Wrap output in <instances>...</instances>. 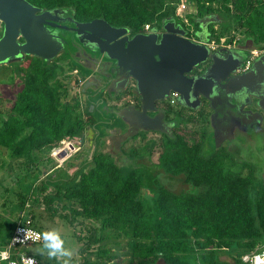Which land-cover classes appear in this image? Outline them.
<instances>
[{"label": "trees", "instance_id": "16d2710c", "mask_svg": "<svg viewBox=\"0 0 264 264\" xmlns=\"http://www.w3.org/2000/svg\"><path fill=\"white\" fill-rule=\"evenodd\" d=\"M194 1L198 16L214 13L213 5H219L251 37L254 48H264V0ZM168 5L167 0H101L98 13L110 24L137 33L174 16L175 7ZM17 70L23 80L6 118L0 117V149L23 160L27 176L38 170L37 153L44 150L51 155L63 140L79 138L98 120L94 111H81L79 100L57 78L55 64L26 57ZM185 129L160 133L157 141L145 145L150 150L143 154V161L135 158V149L125 153L124 148L116 159L101 151L95 140L90 158L60 180L64 187L46 194L47 210L52 209L56 194L74 203L86 219L100 223L101 230L126 238L127 264H241L242 254L264 244V180L254 169L246 175L243 169L236 172L222 147L204 155V146L210 143L206 131L195 132L199 139L191 141L183 134ZM145 136L138 132L130 138L145 140ZM156 145L157 163L152 164L149 154ZM162 174L200 191H174L162 183ZM20 205L25 209L24 202ZM15 227L0 214V250ZM89 233V243H98L93 230ZM215 249L241 254L231 257L230 263ZM74 264L99 263L78 260Z\"/></svg>", "mask_w": 264, "mask_h": 264}, {"label": "rangeland", "instance_id": "374dc122", "mask_svg": "<svg viewBox=\"0 0 264 264\" xmlns=\"http://www.w3.org/2000/svg\"><path fill=\"white\" fill-rule=\"evenodd\" d=\"M171 3L170 7H175L174 20L179 25L183 20L187 21V25L192 23H198L202 18L212 16L211 21L208 23V35L218 45H231L243 44L247 42L250 47L254 46L253 40L249 37L242 28H240L233 17L226 15L223 10L218 9L219 5H213L214 13L202 14L198 16L197 5L194 0H167ZM185 4L186 9L181 13L184 14L182 17L176 15L178 8L181 4ZM168 5V6H169ZM171 7V8H172ZM217 11V12H216ZM182 24V23H181ZM257 47L259 44H255ZM260 48L254 49L259 50ZM264 48H261L263 50ZM23 60H17L8 64L0 65V117L5 119L10 108L12 107L14 96L19 90L20 84L23 78L20 72L17 70L19 64ZM58 66L57 78L62 84H65L69 88L70 95L76 97L81 106V111L91 110L87 102V96L91 95L90 98L93 102L97 103L102 100L101 106L107 105L103 102L109 95L101 94L98 95L95 89L85 83H82L83 78L76 71L70 70L66 60L56 59L54 60ZM92 69V68H91ZM85 73L94 71V75L98 84L104 83L102 78H98L100 70H83ZM84 78H86L84 76ZM127 105V102H125ZM124 103V104H125ZM111 104V101H108ZM179 105V104H178ZM175 105L174 109H179V106ZM128 106V105H127ZM248 108V109H247ZM246 110H249L254 114V117H235L230 118L228 129L225 127L222 133L226 138L222 142L213 139L214 125L211 118L199 115L200 112L194 110L184 114V119L178 117L174 120V124H182L183 131L191 141L198 140V135L195 134L197 131H206L208 134V140L210 143L206 144L203 149V154L208 156L212 153L213 149L222 147L230 156L232 160L233 169L236 172H240L242 169L243 175L247 174L248 169H254L256 176L260 180H264V110L257 105V100H252V103ZM105 107H102V110ZM121 109V108H119ZM112 113H106V119L109 123H100L98 126L100 135L97 138L98 147L103 152L110 153L117 159L120 149L124 148L125 153H129L130 150H136L135 158L143 161V154L149 151L150 148H145V145L157 141L160 135L156 132H146L145 140L141 138L137 139H118L116 138V130L123 131L130 129V124L127 120L120 115V110ZM179 113V112H178ZM220 113V112H219ZM98 117V112H97ZM103 117V116H102ZM100 118L101 119L104 118ZM197 120L191 121L192 119ZM114 123V124H113ZM113 124V125H112ZM116 126V127H114ZM119 126V127H117ZM179 126V125H178ZM227 129V130H226ZM124 133H120V138ZM144 134L142 130L139 132ZM116 136V137H115ZM86 139V138H85ZM127 141V142H126ZM70 145L74 147L79 146V150H70V145H61L63 151L70 155L59 154L57 156H51L46 151L42 150L37 153L39 159L38 170L36 173H30L27 176L24 168L23 160H17L9 155V152L5 149H0V214L3 217L9 219L10 222L17 224L22 215L23 209L21 203L24 202L26 213L24 219H27L31 214L33 224L42 233L48 229H57L61 237L65 241V247L73 251L72 264L78 260H86L90 263H105V264H127L130 260L129 251L127 250L126 238L118 236L116 232L111 230H101L100 223L86 219L81 210L76 207L73 203L65 202L61 197L53 195V202L51 210L48 211L44 203V197L46 194L55 193V189L64 187V184L60 183V180L65 176H69L77 170V167L81 162L88 160L94 149L91 142H86L80 145V139L75 138L70 141ZM126 142V143H125ZM68 147V148H67ZM131 148V149H130ZM159 147H156L151 151V157L149 154V161L152 164L157 163ZM150 164V163H149ZM149 169L153 170V167L147 165ZM162 183L174 190L179 191L181 189L196 193L200 191L198 188L192 186H185L178 179L169 180V177L162 174ZM45 183V184H44ZM44 189L40 191V188ZM5 189L7 191H5ZM148 190V189H147ZM149 191V190H148ZM151 192V191H150ZM21 194V198H17V194ZM144 195L150 198V194L145 193ZM93 230L94 234L98 238V243H89V231ZM78 235L81 237L79 240ZM216 250V253L224 257L230 263H232L231 257L239 255L240 251H229L226 249ZM17 252L20 254L32 255L40 261L41 264H60V260L57 258H49L47 250L42 249V241L39 243H31L26 246L18 247ZM241 254V253H240ZM245 254V253H244ZM242 254L241 256H243ZM111 256V258H108ZM240 256V258H241ZM239 257V256H238Z\"/></svg>", "mask_w": 264, "mask_h": 264}, {"label": "water", "instance_id": "95a60500", "mask_svg": "<svg viewBox=\"0 0 264 264\" xmlns=\"http://www.w3.org/2000/svg\"><path fill=\"white\" fill-rule=\"evenodd\" d=\"M36 12L38 10L26 0H0V21L4 23L0 65L23 60L25 55L50 62L60 51L62 41L46 27L53 26L52 16L48 12L39 15ZM211 17L198 21L201 30L196 34L200 39L198 43L186 37L185 30L176 25L173 16L162 21L159 33L154 29L132 37L128 36L127 28L113 27L104 19L77 24L75 32L81 43L98 47L105 59L114 64L111 73L117 82L115 90H123L129 78L136 83L134 93L139 96L140 108L127 107L120 112L131 127L121 138H116L125 141L141 130L170 133L172 123L164 121L162 111H157L155 116L148 113L155 112V102L163 101L171 92L177 93L179 103L189 108H196L202 96L213 110L214 126L226 109L235 117H254L246 110L254 99L264 110V54L255 58L250 71L235 75L243 66V58L250 54L241 56L224 49L210 53L206 42ZM19 37L24 39L22 44L17 41ZM207 62L211 64L201 74L188 76L194 68ZM219 106L225 109L222 114ZM226 137L214 128L213 139L217 144L227 140Z\"/></svg>", "mask_w": 264, "mask_h": 264}, {"label": "flooded vegetation", "instance_id": "af4514ba", "mask_svg": "<svg viewBox=\"0 0 264 264\" xmlns=\"http://www.w3.org/2000/svg\"><path fill=\"white\" fill-rule=\"evenodd\" d=\"M26 1L30 5H32L35 9L38 10L36 14L39 15L41 13L48 12L52 16V21H50V23L53 24V26L51 27V26L46 25V27L52 35H57L58 38L62 41L61 49L57 53L55 58L50 62H45V61L43 62H45L46 64H55L57 66L54 60L56 59L66 60L69 69L76 71L75 73H77L78 76L80 75L83 78L82 83L87 84L89 86V89L93 87L97 95L99 93L101 94L106 93L107 95H109L107 96L108 97L107 99L103 100V102L105 103L107 102L106 103L107 105H104V106H101L102 104H104L102 103V100H99V102L97 103L93 102L92 99L90 98L91 95H88L86 98L88 104H90L89 106L91 107V105H93L91 111L95 112L96 114L95 116L98 120V123L92 128L86 130L78 139H80V145H82L84 141L86 140V142H91V144H93L94 146V141L97 140L98 136L100 135V131L97 125H99L103 121H104L103 123L110 122L106 119V115L104 113L105 110H107L106 113L108 114L112 113L114 115V112H116L119 108H121L119 109L120 110L119 112H121L124 108H127V107H132L135 109L140 108L139 96H135V93H134L135 85H136L135 81L132 78H129L123 90L117 92L115 90V86H117V82H116V79H114L113 74L111 73V70H114L113 68L114 64L110 63V61L105 59L104 54L100 53L98 47L93 46L92 44H88V43L86 44L81 43V41L78 39V35L75 32L77 28V24H86L96 19H104L102 16H99V13L101 10V0H26ZM181 16L183 17L184 14H182ZM181 23L179 25H181V27L185 30L186 37L189 40L198 43L200 39L196 36V34L201 31L200 24L198 23V26H196L195 23L194 24L192 23V28H191V25L189 26L187 25L186 20H183ZM176 25L178 24L176 23ZM112 26L117 27V28H127L129 30L128 32L129 37H132L134 34H137V33L147 34L154 29H157L158 33L161 31V25L159 27H150L148 25L149 26L148 29L145 28V30H143L142 32H137V33L132 32V29L126 26H114V25ZM3 29H4V23L0 21V38L3 34ZM17 41L18 43L22 44L24 42V39L22 37H19ZM206 46L208 47L210 53H214L220 49H224L225 51L238 52L240 55L242 53H245L246 56L248 53L250 54V51L257 49L254 47H250V45L247 42L243 44H239L238 42V44H235L234 46H231V45H225V46L221 45L220 46L209 35H207ZM26 57L38 58L33 55H25L24 58ZM246 59L247 57L243 58V65ZM210 64H211L210 62H207L204 65L194 68L193 72L189 74L188 76L201 74L204 70L207 69V67ZM251 65L252 63L247 69H243V66L240 67L238 71H236L235 75H238V74L241 75L243 73H246L247 71H250ZM83 70H96V71L100 70L101 72L98 75V78L99 77L102 78L104 80V83L98 84V82L96 81L97 77H95L94 75V71H91L90 73L88 72L85 73ZM84 76L86 78H84ZM118 80H122V79L118 78ZM109 100L111 101V104H108ZM171 100L172 99H171V94H170L163 101L155 102L156 111L148 113L150 116H155L157 114V111L159 110L162 111L164 121L172 123L170 126L171 127L170 132H172L176 128L183 126L182 124L175 125L174 120L177 117L180 120L184 119L185 117L183 115L186 113L197 110V112H200L199 115H203L205 117H209L213 113V110L209 107V102L205 100L202 96L198 98L199 105L196 108H189V107L181 105L179 103L178 94L175 98H173V101ZM125 102H127L128 106L126 105ZM175 105H178L179 109L177 110L174 109ZM102 107H105V109L102 110ZM220 107L221 106H219L218 111L222 114L225 109L224 107L222 108ZM97 112H98V117H97ZM229 112H230L229 109L228 110L226 109L223 116L218 117L222 120L219 119L217 122V126H214V127H216V129L219 130V133H222L221 130H223L225 127L228 126L230 122V118H234V115L230 114ZM101 117L104 119H101V122H100ZM195 120L197 119L195 118V119H192L191 121H195ZM90 130L92 131L91 133H89ZM143 132H145L144 134H146V132H155V131H143ZM115 133H117L116 136L119 137L121 136L119 134L124 133V130L121 132L117 129ZM157 133L160 134V132H157ZM82 136H83V141H81ZM76 149L79 150L80 149L79 146L76 148L70 145L71 152L72 150H76ZM70 154L71 153L69 154L67 153V155H70ZM64 155L66 154L64 153Z\"/></svg>", "mask_w": 264, "mask_h": 264}, {"label": "built area", "instance_id": "2783aa9c", "mask_svg": "<svg viewBox=\"0 0 264 264\" xmlns=\"http://www.w3.org/2000/svg\"><path fill=\"white\" fill-rule=\"evenodd\" d=\"M186 9L185 4H181L176 13L177 16L182 15V11ZM149 28L148 25L145 26ZM264 53L263 50L250 51L249 57L246 59L243 69H247L255 58ZM171 101L177 96V93L171 92ZM61 145H70V142L63 140L59 147L54 148L51 152V156H57L59 154L67 153L63 151ZM68 148V147H67ZM25 215H21L19 222L13 230L10 240L7 245L0 250V264H41L38 259L32 255L20 254L17 252L18 247L26 246L31 243H39L42 241L41 234L36 227L31 225V219L28 217L24 219ZM24 221V222H23ZM241 264H264V244L256 249L245 253L240 258Z\"/></svg>", "mask_w": 264, "mask_h": 264}, {"label": "clouds", "instance_id": "9594fccd", "mask_svg": "<svg viewBox=\"0 0 264 264\" xmlns=\"http://www.w3.org/2000/svg\"><path fill=\"white\" fill-rule=\"evenodd\" d=\"M26 205L22 212L23 215H25L26 209H28ZM31 216L32 215L30 214L28 217L31 218ZM41 239L42 249L47 250V255L49 258L59 259L60 264H72L73 251L65 247V241L57 229L51 228L44 231L41 234Z\"/></svg>", "mask_w": 264, "mask_h": 264}]
</instances>
